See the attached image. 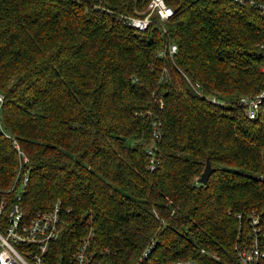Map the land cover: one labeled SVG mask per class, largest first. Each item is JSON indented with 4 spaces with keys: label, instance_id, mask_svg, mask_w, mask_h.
I'll list each match as a JSON object with an SVG mask.
<instances>
[{
    "label": "trees",
    "instance_id": "trees-1",
    "mask_svg": "<svg viewBox=\"0 0 264 264\" xmlns=\"http://www.w3.org/2000/svg\"><path fill=\"white\" fill-rule=\"evenodd\" d=\"M165 1V32H136L119 16L146 0H0V196L16 193L8 133L25 214L61 204L44 264H74L86 235L98 264H219L235 214L264 213V99L253 119L237 103L264 85V19L246 0Z\"/></svg>",
    "mask_w": 264,
    "mask_h": 264
},
{
    "label": "built area",
    "instance_id": "built-area-1",
    "mask_svg": "<svg viewBox=\"0 0 264 264\" xmlns=\"http://www.w3.org/2000/svg\"><path fill=\"white\" fill-rule=\"evenodd\" d=\"M241 2L242 0H236ZM256 8L264 19V0H246ZM173 15V8L165 0H146L143 8L135 10V13H122L120 20L136 32L145 31L151 22H156L158 27L165 32V25ZM264 50V43L260 45ZM167 52L169 57L176 51V44L171 42L159 54ZM264 71V64L261 67ZM193 90L199 95L203 94L198 83L192 84ZM212 102L220 103L213 94L206 95ZM2 96L0 94V102ZM264 99V85L254 94H243L237 98V103L244 108L247 118L257 116L258 108ZM150 121V140L147 146L148 168L154 169L156 159L154 156L155 141L160 136L159 119L152 114ZM11 139L18 159V170L11 186L4 191L7 193L15 183L16 193L9 201L5 195L0 196V264H44L46 253L50 244L55 241L62 228L61 204L54 201L46 210H37L31 216H27L20 203L21 193H24L27 183V171L19 174V168L28 161L27 156L19 146L15 138L5 133ZM21 176V177H20ZM12 190V189H11ZM236 233L231 244L232 256L230 260H221L214 253L209 254L219 264H264V213L251 209L243 214L237 212ZM90 237L80 239L71 257L74 264H98L94 252L89 250ZM149 251V247L143 255ZM203 250H201L202 252ZM168 264H205L197 259H175Z\"/></svg>",
    "mask_w": 264,
    "mask_h": 264
},
{
    "label": "water",
    "instance_id": "water-1",
    "mask_svg": "<svg viewBox=\"0 0 264 264\" xmlns=\"http://www.w3.org/2000/svg\"><path fill=\"white\" fill-rule=\"evenodd\" d=\"M214 170V167L210 164L208 158L205 159L204 166L199 176L197 177V181L200 183H206L208 176Z\"/></svg>",
    "mask_w": 264,
    "mask_h": 264
}]
</instances>
